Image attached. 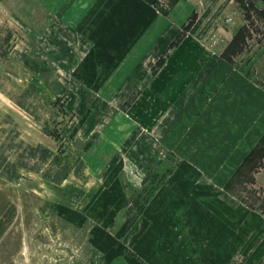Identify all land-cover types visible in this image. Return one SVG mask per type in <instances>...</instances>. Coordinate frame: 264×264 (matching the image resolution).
Returning <instances> with one entry per match:
<instances>
[{"label": "rangeland", "instance_id": "rangeland-1", "mask_svg": "<svg viewBox=\"0 0 264 264\" xmlns=\"http://www.w3.org/2000/svg\"><path fill=\"white\" fill-rule=\"evenodd\" d=\"M243 5L203 0L183 31L264 87V0ZM10 8L0 0V264H142L132 246L147 240L142 214L167 173L152 172L143 188L118 175L148 164L139 138L161 128L162 109L149 122L146 109L161 95L118 91L117 78H107L106 92L86 93L74 76L84 46L69 30L22 23ZM155 139L161 164H180ZM252 151L224 183L250 214V245L237 241L229 264H264V141Z\"/></svg>", "mask_w": 264, "mask_h": 264}, {"label": "crops", "instance_id": "crops-1", "mask_svg": "<svg viewBox=\"0 0 264 264\" xmlns=\"http://www.w3.org/2000/svg\"><path fill=\"white\" fill-rule=\"evenodd\" d=\"M166 2L9 0L22 23L69 30L84 46L74 76L86 93L106 92L107 78H117L118 91L161 95L146 107L148 122L151 111L162 109L161 128L139 138L148 164L118 175L121 183L143 188L152 172L167 173L142 214L147 240L132 246L141 263L229 264L237 241L248 238L250 245V214L231 201L224 183L264 135V87L192 34L174 43L203 0H176L167 8ZM137 105L131 107L134 116ZM155 136L180 164H161ZM139 230L136 224L132 234Z\"/></svg>", "mask_w": 264, "mask_h": 264}, {"label": "trees", "instance_id": "trees-1", "mask_svg": "<svg viewBox=\"0 0 264 264\" xmlns=\"http://www.w3.org/2000/svg\"><path fill=\"white\" fill-rule=\"evenodd\" d=\"M176 1V0H175ZM174 1V2H175ZM239 3H241L242 4V6H244L243 4H245V0H237ZM184 28H186V27H184ZM184 35V31L182 30L181 32H180V34L178 35V37H177V39H176V41L174 42V43H177L178 41H180V39L182 38V36ZM226 57V56H225ZM227 58V57H226ZM229 59V58H228ZM261 140L262 141H264V135H263V137L261 138ZM260 140V141H261ZM252 153H253V151H251V153L244 159V161L242 162V164L238 167V169L236 170V173H239V172H241L242 171V169L244 168V166H245V164L247 163V161H249V159H250V157L252 156Z\"/></svg>", "mask_w": 264, "mask_h": 264}]
</instances>
